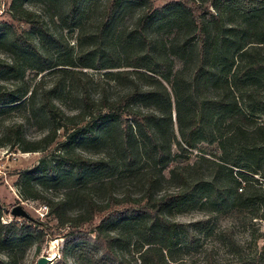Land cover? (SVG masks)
I'll use <instances>...</instances> for the list:
<instances>
[{"label":"rangeland","instance_id":"obj_1","mask_svg":"<svg viewBox=\"0 0 264 264\" xmlns=\"http://www.w3.org/2000/svg\"><path fill=\"white\" fill-rule=\"evenodd\" d=\"M153 1L155 7L162 8L171 1L178 0ZM184 1L195 5L192 1ZM59 2L60 5L56 6L52 0H0V23L5 22L10 26L9 34H0L1 60L11 62L19 57V51L13 48L11 41L13 33L31 37L40 49L55 53L54 41L44 38L39 31L49 29L50 33L59 37L63 33L61 39L66 46L67 56L62 57L61 62H72L71 65L60 62L61 64L54 68L42 72L27 67L25 63L12 72L0 71V92L4 98L13 99L12 102L5 103L4 108L0 110V136L5 134L10 141H17L12 147H0L1 222L18 228H31L25 240L16 248L7 247L5 242L0 240V257L8 260L9 264H38L43 256L50 259L47 264H143L141 253L146 247H141L138 236L134 234V226L126 227L123 224L124 220L134 217H123L122 213L147 202L145 197L149 193L148 179L151 174L161 172L158 176L159 183L153 188V197L165 195L177 190L166 181L170 178L173 168L193 163L204 153L208 158L215 159L218 147L202 143L196 149H189L185 153L172 141L173 137H176V142L182 140L177 121H173L171 126L164 120L161 123L165 124L164 128L161 127L164 139L171 142L176 156L173 162L161 168L154 156L153 138L143 129L136 128V123L126 112L132 110L140 115L154 114L157 117H164V113L155 105L139 97H132L134 91L145 89L153 80L138 73L139 70L146 72L144 69L138 70L127 63L131 61L129 56L132 51L168 55L172 61L169 62L172 64V75L182 73L191 79L198 66L195 41L188 44L185 59L173 55L172 45L187 38L188 26L180 18L177 20L171 18L168 13H161L147 24L145 32L151 42V48L142 41H131V45L116 44L115 37L118 32L135 33L143 11L139 0L125 2V7L104 30L101 26L107 0H81L76 12V15L79 14V22L76 24H68L60 19L67 4L64 0ZM215 2L228 10L226 7L229 5H234L237 9L243 0ZM13 4H16L19 13L22 10L27 11L36 22L32 24L16 19L12 11ZM203 12L209 19L215 14L211 7ZM94 49L103 53L102 63L99 67H94L97 62L89 59L87 61L93 66H84L86 59L82 55ZM214 83L208 79L200 80L199 93L215 96L220 87H216ZM164 84L173 94L172 82L165 81ZM47 90L51 91L50 99L58 109L55 116H51L43 107V92ZM88 98L95 104L88 106ZM102 103L113 107L116 114L121 113L123 117L129 118L134 131L141 132L140 136L137 134L131 137L133 148H140L133 165L127 162L119 120L108 121L101 136L85 135L74 140L73 135L78 129L83 127L90 131L100 111L107 112L101 106ZM157 123V119L149 122L155 136ZM20 134L27 142H40L43 149L24 152L22 147L26 145L25 142L18 144ZM52 136L53 142L45 146L43 140ZM77 155L95 162L104 160L105 175L99 180L79 184V188L87 195L84 197L85 202L81 197L71 196L60 214L65 219L78 215L86 218L91 200L102 210L95 212L90 223L73 227L62 226L56 214L52 213L47 200L22 195V184L26 181L28 172L40 164L53 165L55 161L69 164L72 163L70 159H76ZM92 170V167L86 169L80 176H90ZM32 180L33 187L48 200H63L68 193H72L70 189H73V186L67 181L57 184L48 181L47 176H33ZM17 205H22L32 218L14 216L12 209ZM209 215L214 229H201L202 231L196 232L195 237L186 240L183 238L182 242L165 251L163 264H228L235 259L258 257L264 250L262 219H250L247 214L238 217L230 214H209L202 210L165 212L167 219L183 224H192ZM108 220L104 234L113 237L110 250L95 231L97 225ZM225 226L233 227V238L221 232ZM129 242L132 243L130 246ZM261 264H264V257Z\"/></svg>","mask_w":264,"mask_h":264},{"label":"trees","instance_id":"obj_2","mask_svg":"<svg viewBox=\"0 0 264 264\" xmlns=\"http://www.w3.org/2000/svg\"><path fill=\"white\" fill-rule=\"evenodd\" d=\"M56 6L59 0H52ZM64 15L60 19L68 24L79 22V14L76 12L81 0H64ZM128 0H107L105 4L103 24L104 30L111 21H114L124 3ZM130 1V0H129ZM143 11L140 14L135 33L118 32L116 44H129L131 41L145 42L151 48V42L146 34L147 24L161 13H168L171 18H180L187 28V38L177 41L172 45V54L185 59L187 50L192 41H195L198 56V66L192 78L188 79L182 73L172 75V63L168 55L156 52L132 51L127 65L139 70L138 73L149 77L150 82L143 90H136L132 97L143 99L164 113V117L154 114L140 115L130 110L127 111L135 127L153 138V151L156 161L164 168L174 161L176 154L173 153L171 142L164 139L161 127L165 122L173 125L177 121L182 140L173 142L185 153L189 149H196L199 144L208 143L218 147L215 159L208 158L205 153L193 163L178 165L171 170V176L166 181L171 183L177 190L165 193L159 197H153V188L159 183L160 173L151 174L148 179L149 193L145 197L147 202L143 205L128 209L121 216L131 218L124 220L123 224L134 226V234L141 242V247H146L141 253L143 264H163L165 251L176 246L183 238L186 240L195 237L196 232L214 229L210 215L207 218L197 220L192 224L171 221L166 218L165 212H187L202 210L209 214H224L238 217L247 214L250 219H262L264 221V2H252L243 0V3L234 8V5L226 9L220 7L215 0H184L171 1L162 8H157L153 0H139ZM234 9H232V7ZM211 7L215 10L212 19L203 12ZM22 8V4H21ZM13 15L16 19L34 24L36 20L25 10L17 11L16 4L12 5ZM203 12V13H202ZM41 36L54 41L55 53L47 49H40L31 37L15 34L11 39L13 48L19 51L18 59L6 61L0 59V71L12 72L21 64H27L36 71L42 72L54 68L59 64L71 65L72 62L64 60L67 56L66 46L61 37L50 33L49 29H39ZM9 34L10 26L0 23V34ZM5 34V35H6ZM131 45V44H129ZM103 53L92 50L82 55L86 60L84 66L92 67L87 60L97 62L94 67L102 63ZM61 62V63H60ZM210 63V64H209ZM212 80L216 87H220L218 93L206 96L199 93L200 80ZM172 82L173 94L169 92L164 82ZM19 98V97H18ZM15 98V99H18ZM43 107L51 115L55 116L57 107L51 101V91L43 92ZM13 99L4 98L0 92V110L4 104ZM173 102L175 106L173 107ZM88 106L95 102L87 99ZM106 113L100 111L96 122L90 131L81 127L73 137L74 140L83 138L85 135L101 136L104 134L108 121L119 120L122 131V142L126 153L127 162L133 165L139 147L133 148L131 137L140 136L141 132H135L129 118L121 113L116 114L114 108L102 103ZM174 109V111H173ZM173 112L175 114L173 115ZM157 119L156 134L154 135L149 122ZM136 133V134H135ZM7 135L0 136V147L13 146L17 141H10ZM155 138V140H154ZM18 144L25 142L22 147L24 152L39 151L43 149L40 142H27L19 135ZM99 139V138H98ZM54 136L43 141L45 146L50 145ZM72 163L63 164L55 161L52 165L40 164L27 174L26 181L22 184V195L27 198L47 200L52 213L56 214L62 226H79L90 223L96 211L102 209L93 200L88 204V216L82 215L64 218L60 211H64L67 201L74 196L84 197L87 195L79 188V184L86 181L93 182L105 175L106 162L92 161L89 158L77 155L76 159H70ZM93 168L90 176H80L89 168ZM33 176H47L48 181L65 182L73 186L72 193H68L63 200L53 201L40 195V191L33 187ZM2 211L0 207V240L7 247L16 248L31 228L2 224ZM144 216L143 218H139ZM113 219V218H112ZM108 221H103L95 227L97 235L111 249L110 243L113 237L104 234ZM202 229V230H201ZM221 232L225 236L233 238V227H222ZM125 241V240H124ZM132 243L129 242L130 246ZM264 250L258 257L248 259H235L228 264H261ZM0 264H9L8 260L0 257Z\"/></svg>","mask_w":264,"mask_h":264},{"label":"water","instance_id":"obj_3","mask_svg":"<svg viewBox=\"0 0 264 264\" xmlns=\"http://www.w3.org/2000/svg\"><path fill=\"white\" fill-rule=\"evenodd\" d=\"M12 214L17 217H25L31 219L32 216L26 211L22 205H17L12 209ZM50 259L46 256H43L39 259L38 264H47Z\"/></svg>","mask_w":264,"mask_h":264}]
</instances>
